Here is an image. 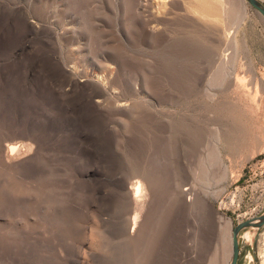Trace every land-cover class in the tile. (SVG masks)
<instances>
[{
	"label": "rangeland",
	"instance_id": "obj_1",
	"mask_svg": "<svg viewBox=\"0 0 264 264\" xmlns=\"http://www.w3.org/2000/svg\"><path fill=\"white\" fill-rule=\"evenodd\" d=\"M201 1L0 0V264H227L264 212V19ZM237 241L264 264V225Z\"/></svg>",
	"mask_w": 264,
	"mask_h": 264
},
{
	"label": "water",
	"instance_id": "obj_2",
	"mask_svg": "<svg viewBox=\"0 0 264 264\" xmlns=\"http://www.w3.org/2000/svg\"><path fill=\"white\" fill-rule=\"evenodd\" d=\"M254 11L264 19V4L259 0H244ZM264 225V212L235 223L230 228V254L227 264H236L238 255V235L242 229L253 228L259 230Z\"/></svg>",
	"mask_w": 264,
	"mask_h": 264
},
{
	"label": "bare ground",
	"instance_id": "obj_3",
	"mask_svg": "<svg viewBox=\"0 0 264 264\" xmlns=\"http://www.w3.org/2000/svg\"><path fill=\"white\" fill-rule=\"evenodd\" d=\"M196 10L201 16L214 17L215 10H217V2L213 0H202Z\"/></svg>",
	"mask_w": 264,
	"mask_h": 264
}]
</instances>
